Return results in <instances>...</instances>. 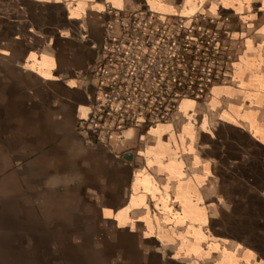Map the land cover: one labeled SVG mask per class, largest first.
<instances>
[{
    "label": "crops",
    "instance_id": "0c3cea01",
    "mask_svg": "<svg viewBox=\"0 0 264 264\" xmlns=\"http://www.w3.org/2000/svg\"><path fill=\"white\" fill-rule=\"evenodd\" d=\"M122 11L228 18L231 80L100 143ZM0 264H264V0H0Z\"/></svg>",
    "mask_w": 264,
    "mask_h": 264
},
{
    "label": "built area",
    "instance_id": "2783aa9c",
    "mask_svg": "<svg viewBox=\"0 0 264 264\" xmlns=\"http://www.w3.org/2000/svg\"><path fill=\"white\" fill-rule=\"evenodd\" d=\"M109 15L100 59L90 72L99 96L87 131L96 142L121 144L129 130L169 123L183 100L202 101L231 80L228 18L169 20L150 11Z\"/></svg>",
    "mask_w": 264,
    "mask_h": 264
}]
</instances>
